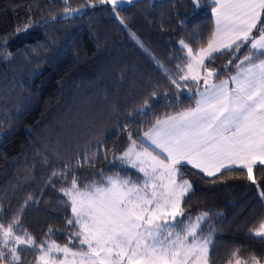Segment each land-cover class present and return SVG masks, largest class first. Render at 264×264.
I'll return each instance as SVG.
<instances>
[{
  "label": "trees",
  "instance_id": "trees-1",
  "mask_svg": "<svg viewBox=\"0 0 264 264\" xmlns=\"http://www.w3.org/2000/svg\"><path fill=\"white\" fill-rule=\"evenodd\" d=\"M213 6L211 0H200L198 8L192 0H126L115 6L98 0H0V223L7 227L19 215L17 235L26 229L38 244L68 242L71 206L61 189L72 175L64 183L53 171L69 166L83 190L96 179L85 156L99 151L95 168L111 175L119 169L105 167V149L111 158L127 146L128 131L135 137L157 117L194 105L196 97L187 91L177 101L169 75L184 74L177 68L187 63L181 40L194 50L206 44L214 30ZM65 8L81 12L66 16ZM29 23L27 31H15ZM246 54L244 48L239 58ZM229 59L214 57L207 66L221 69ZM234 72V65L220 71L215 82ZM187 87L195 91L196 84L189 80ZM146 99L152 107L142 115L137 110ZM183 172L195 190L186 209L193 216L213 214L212 264H228L237 248L248 264L252 255L264 263V240L249 235L264 219V165L253 168L259 190L246 169L216 178L189 166ZM121 175L135 179L132 170ZM49 228L55 234L48 236ZM20 255L19 264H36L39 253L28 249Z\"/></svg>",
  "mask_w": 264,
  "mask_h": 264
},
{
  "label": "snow or ice",
  "instance_id": "snow-or-ice-1",
  "mask_svg": "<svg viewBox=\"0 0 264 264\" xmlns=\"http://www.w3.org/2000/svg\"><path fill=\"white\" fill-rule=\"evenodd\" d=\"M98 2L115 6L122 0ZM192 3L200 6V0ZM211 4L215 29L198 50L181 40L187 63L177 68L184 74L178 79L169 75L178 89L177 101L187 91L196 97L194 105L157 117L135 137L128 131L127 146L119 154L113 151L111 158L105 149V167L119 169L111 175L95 168L99 151L85 156L96 179L84 184L83 190L69 166L53 171L52 176H63L64 183L72 175L70 185L61 189L67 197L65 203L71 206L66 224L72 229L67 233L68 242L61 246L45 239L38 244L26 229L17 235L21 229L17 215L7 227L0 223V264L8 257V264H19L20 252L28 249L38 251L37 264H212L216 240L213 214L201 211L193 216L186 209L195 190L193 183L183 178V168L191 165L213 178L223 171L246 169L247 180L260 189L253 168L257 163L264 165V0H211ZM64 11L68 16L81 9ZM31 27L29 23L15 31ZM244 48L247 54L239 58ZM223 55L232 59L221 69L207 66ZM233 65L234 74L215 82L220 71ZM189 80L196 84L195 91L187 87ZM156 97L154 91L152 98ZM151 107L146 99L137 111L143 115ZM129 116L135 118L132 113ZM129 170L135 172V179L121 175ZM259 196L264 201V190ZM31 200L29 196L25 206ZM53 234L55 230L49 228L47 235ZM249 235L264 240V219ZM239 251L232 252L228 264H248L240 259ZM251 264H261V260L252 255Z\"/></svg>",
  "mask_w": 264,
  "mask_h": 264
},
{
  "label": "crops",
  "instance_id": "crops-1",
  "mask_svg": "<svg viewBox=\"0 0 264 264\" xmlns=\"http://www.w3.org/2000/svg\"><path fill=\"white\" fill-rule=\"evenodd\" d=\"M213 20H214V18H213ZM214 29H215V20H214ZM262 59H264V57L262 58ZM234 74V73H233ZM226 79V78H225ZM221 80H223V79H221ZM219 81H217V83H218ZM172 114H174V113H172ZM257 164H259V163H257ZM187 166H189V167H192L191 165H187ZM197 171H199L198 169H196ZM200 172V171H199ZM202 173V172H201ZM202 174H204V173H202ZM205 175V174H204Z\"/></svg>",
  "mask_w": 264,
  "mask_h": 264
},
{
  "label": "rangeland",
  "instance_id": "rangeland-1",
  "mask_svg": "<svg viewBox=\"0 0 264 264\" xmlns=\"http://www.w3.org/2000/svg\"><path fill=\"white\" fill-rule=\"evenodd\" d=\"M124 1H126V0H122V2H124ZM122 2H121V3H122ZM85 250H86V249H85ZM36 264H37V262H36ZM261 264H264V263H261Z\"/></svg>",
  "mask_w": 264,
  "mask_h": 264
}]
</instances>
